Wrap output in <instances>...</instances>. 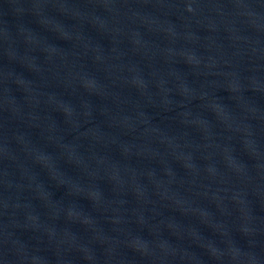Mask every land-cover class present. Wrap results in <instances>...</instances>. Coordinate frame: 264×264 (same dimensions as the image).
I'll return each instance as SVG.
<instances>
[{"label":"water","instance_id":"water-1","mask_svg":"<svg viewBox=\"0 0 264 264\" xmlns=\"http://www.w3.org/2000/svg\"><path fill=\"white\" fill-rule=\"evenodd\" d=\"M0 264H264V0H0Z\"/></svg>","mask_w":264,"mask_h":264}]
</instances>
